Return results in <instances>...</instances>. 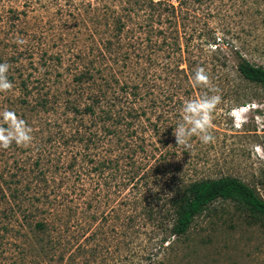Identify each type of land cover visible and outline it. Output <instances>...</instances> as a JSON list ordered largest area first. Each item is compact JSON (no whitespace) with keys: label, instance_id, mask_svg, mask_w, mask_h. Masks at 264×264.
Returning <instances> with one entry per match:
<instances>
[{"label":"trees","instance_id":"16d2710c","mask_svg":"<svg viewBox=\"0 0 264 264\" xmlns=\"http://www.w3.org/2000/svg\"><path fill=\"white\" fill-rule=\"evenodd\" d=\"M175 1L102 0V30H94L99 38H92L90 47L81 49L76 41L77 51L66 64V42L55 51L44 46L41 77L18 83L8 77L20 91L16 105L44 118L36 135L41 143L37 157L21 171L0 173V230L28 225L41 251L48 248L45 239H104L101 228L87 235L80 223L75 229L70 221L84 211L87 175H96L99 189L107 171L117 179L121 239H161L166 261L187 240L182 238L195 219L218 201L264 220V199L254 187L232 176L194 177L179 159L186 149L176 144L164 111L154 117L150 77L158 58L162 74L173 77L175 97L208 91L192 81L197 67L206 70L216 92L226 91L231 104L241 102L246 84L264 89V67L244 58L233 66L234 77L223 78L219 73L226 64L208 49L217 48L214 30L192 28L186 38L181 21L194 9L187 0ZM90 9L97 11V5ZM195 33L197 45L189 48ZM51 73L63 89L49 90ZM180 107V102L174 105L169 120L177 119L168 123L181 120ZM154 249L150 264L159 261ZM87 251L80 243L66 260L75 264V257Z\"/></svg>","mask_w":264,"mask_h":264},{"label":"rangeland","instance_id":"374dc122","mask_svg":"<svg viewBox=\"0 0 264 264\" xmlns=\"http://www.w3.org/2000/svg\"><path fill=\"white\" fill-rule=\"evenodd\" d=\"M164 1L176 5L175 0ZM187 1L190 3L187 7L194 9V14L188 12V19L181 21L186 25L185 37L192 28L204 32L214 30L217 48L208 46V49L214 52L218 62L226 64L219 73L223 78L235 76L233 66L240 58L264 67V0ZM95 5L97 11L93 12L90 7ZM101 6L102 0H0V63L10 65L7 76L14 77L16 83L21 78L31 81L41 77L44 46L55 51L66 42V64L72 59L70 54L77 51V44L81 49L90 47L92 38H99L94 30H102ZM17 37L23 38L25 43H16ZM76 41L79 43L75 44ZM181 42L186 43L184 39ZM197 42L195 33L187 44L191 48ZM158 60L151 69L153 77H150L154 85L151 98L157 107L154 117L163 110L168 126L175 129L177 124L168 123L177 119L169 120L174 105L180 102L181 111L186 99H199L204 93H182L175 97L173 77L162 74ZM192 60L198 59L193 57ZM46 81L51 92L63 89L54 83V73L47 74ZM215 94L221 96V103L212 117L214 139L205 144L198 136H193L190 147L182 146L186 154L179 159L188 163L190 174L196 178L236 177L254 187L264 199V89L246 84L245 96L238 104H231L226 91ZM19 95L16 84L11 90L0 92V111L10 109L24 119L33 129L34 142L31 146L13 144L6 149L0 148V173L4 176L11 174L7 172L21 171L23 165L37 157L34 152L41 147L36 135L44 117L37 111L29 112L16 105ZM0 124L6 126L2 120ZM177 151L180 153L181 149ZM18 161H22L19 166ZM108 173L110 171L104 174L105 183L99 189L95 188L96 175H87L84 211L72 216L70 221L75 229L80 223L87 235L101 228L104 239H45L48 248L41 251L37 244L39 239L30 238L32 230L28 225L22 229L14 225L11 229L0 230V264H72L66 260L67 255L80 243L88 251L76 256L75 264H150L149 255L155 251L154 247L158 251L156 264H264V220L251 217L229 202L218 201L198 216L187 236L182 238L187 240L168 261L164 257V247L159 245L161 239L143 236L121 239L117 179L113 180Z\"/></svg>","mask_w":264,"mask_h":264},{"label":"clouds","instance_id":"9594fccd","mask_svg":"<svg viewBox=\"0 0 264 264\" xmlns=\"http://www.w3.org/2000/svg\"><path fill=\"white\" fill-rule=\"evenodd\" d=\"M15 42L23 45L25 40L17 37ZM9 68L8 63H0V92H6L13 88V84L7 76ZM192 81L196 86L205 87L208 91L199 99H186L184 101L181 109L182 118L172 133L176 144L183 147H190L193 136H198L201 142L205 144L214 139L211 132L212 117L216 107L221 103V96L215 94L217 90L211 87L210 76L203 67L196 68ZM0 120L6 122V126L0 124V148L6 149L13 144L18 146L32 145L34 142L33 129L24 119L17 116L15 111L10 109L0 111Z\"/></svg>","mask_w":264,"mask_h":264}]
</instances>
